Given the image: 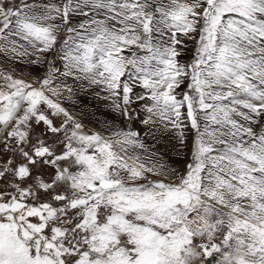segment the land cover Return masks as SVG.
<instances>
[{
    "label": "snow or ice",
    "instance_id": "snow-or-ice-1",
    "mask_svg": "<svg viewBox=\"0 0 264 264\" xmlns=\"http://www.w3.org/2000/svg\"><path fill=\"white\" fill-rule=\"evenodd\" d=\"M0 52L48 65L0 72V264H264V0H0ZM68 78L190 161L86 130Z\"/></svg>",
    "mask_w": 264,
    "mask_h": 264
},
{
    "label": "rangeland",
    "instance_id": "rangeland-1",
    "mask_svg": "<svg viewBox=\"0 0 264 264\" xmlns=\"http://www.w3.org/2000/svg\"><path fill=\"white\" fill-rule=\"evenodd\" d=\"M79 19H81V17H73V24L77 23ZM61 39H63V37ZM29 51H31V49H29ZM191 54V51H189L183 59L190 58ZM32 59H35V57L25 56L16 58L11 53L0 52V72L11 73L25 79L46 75L48 65H33L30 63ZM46 59L53 61L54 65L59 68L61 72L64 71L63 62L60 61L59 55L48 53L46 54ZM60 79H63V77H60ZM66 83L74 86L75 94L73 96V101H65V104L79 116L86 130L101 131L104 132V134H108V131L111 130L109 129V125L111 124L113 128L137 131L149 148L159 153V156L162 158L160 160L161 163L167 164L169 167H179L183 170L184 165L190 161V149L194 136V130L190 127L187 132V146L181 150L178 142L172 138L171 134L157 131L153 128L152 130L156 132V138L153 139L152 136L146 135L149 129L141 123L146 113L142 109H139L138 106V111L134 113L135 119L131 122H125L108 107L107 101L96 96V92H98L99 89L88 88L86 82L83 84V87H81L79 82L71 78H68ZM103 95L104 94L101 93V96ZM178 151L180 153L179 156L177 155Z\"/></svg>",
    "mask_w": 264,
    "mask_h": 264
}]
</instances>
